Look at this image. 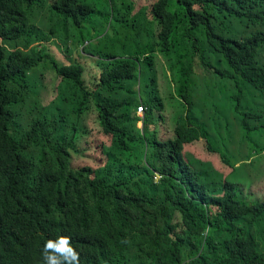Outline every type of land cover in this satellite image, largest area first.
<instances>
[{
	"label": "trees",
	"instance_id": "trees-1",
	"mask_svg": "<svg viewBox=\"0 0 264 264\" xmlns=\"http://www.w3.org/2000/svg\"><path fill=\"white\" fill-rule=\"evenodd\" d=\"M104 1L0 0V264L59 235L80 264H264V0H156L144 23ZM52 40L88 43L95 71L52 56L30 78ZM198 68L233 99L197 111Z\"/></svg>",
	"mask_w": 264,
	"mask_h": 264
},
{
	"label": "rangeland",
	"instance_id": "rangeland-1",
	"mask_svg": "<svg viewBox=\"0 0 264 264\" xmlns=\"http://www.w3.org/2000/svg\"><path fill=\"white\" fill-rule=\"evenodd\" d=\"M95 1L97 2L98 9L103 10V11L109 9V4H107V2H105L104 0H95ZM155 1L156 0H122L123 5L126 4L127 6H129L132 4L134 6V10H135L134 13L137 12L140 14L141 19L143 20L142 23L145 22L144 19L146 18L148 14L150 17V8H151V5ZM117 4L121 5L120 1H118ZM127 12H128V15L130 16L132 13V10H127ZM46 25L47 23L45 22L43 25L44 30H47ZM145 26L146 24L140 25L138 27L145 29ZM120 33H128V32L120 31ZM109 34L113 38H115L114 32L112 30H110ZM46 42H47L45 43L46 46L41 45L39 46V48H36L37 52H35L34 54H39L40 57L45 52L47 54L42 59L43 60L42 64L36 70L33 71L30 78L35 74V72L37 73L43 72L45 73V82H49L50 80H53L55 78V74L51 69V66H50L51 63L49 62L52 56H56L60 61L62 60L63 55L68 56V59H70L71 61H77L87 66L88 71L90 72H94L95 69L97 68L96 65L98 63V57H97L98 55L96 56V53H95L96 51L88 43H85L84 45L71 44L69 46L68 52H66L65 48L62 47V45L57 40L46 41ZM3 45L5 46L7 51H12L15 48H19L23 50L24 52L29 53L31 50L35 49V45H32L29 48H25L23 42H3ZM202 72L205 73L204 70L202 71L201 68H198L191 82L192 96H193L194 103H195L194 107L197 111L201 108L200 107L201 101L214 102L215 100L220 101L223 98L233 99L232 94H231V92L233 91V83L231 81L221 78L215 73L210 72V73L203 74ZM247 86L252 87L249 84H247ZM50 88L51 87L49 86V89ZM136 88L139 89L140 88L139 85H137ZM221 90L228 94L230 93V95L227 96V94L224 93L223 95L218 96L219 93L220 94L223 93V92H219ZM244 91H247V87L244 88ZM106 96L118 99L122 95L120 93H108L107 92ZM50 97L51 96L49 95V98ZM143 114L142 116L139 114V117H143ZM235 123H237V120L235 121ZM138 126L141 128L142 123H139ZM197 146L199 149V155L202 157L207 156V159L213 162L212 164L216 168L214 178L216 180L221 181L223 179L222 177L230 171L231 167H229L227 163L223 162L221 153H208L207 155H205V151L203 150V144L199 143ZM204 161L206 160L204 159ZM232 163H233V160L231 161V164ZM257 164L262 165L264 167V155H262V157L257 160ZM238 165L240 166L241 163H238Z\"/></svg>",
	"mask_w": 264,
	"mask_h": 264
},
{
	"label": "clouds",
	"instance_id": "clouds-1",
	"mask_svg": "<svg viewBox=\"0 0 264 264\" xmlns=\"http://www.w3.org/2000/svg\"><path fill=\"white\" fill-rule=\"evenodd\" d=\"M40 264H80V254L69 236L59 235L44 242Z\"/></svg>",
	"mask_w": 264,
	"mask_h": 264
},
{
	"label": "built area",
	"instance_id": "built-area-1",
	"mask_svg": "<svg viewBox=\"0 0 264 264\" xmlns=\"http://www.w3.org/2000/svg\"><path fill=\"white\" fill-rule=\"evenodd\" d=\"M145 111H144V107L143 106H140L139 108H138V113L142 116V114L144 113Z\"/></svg>",
	"mask_w": 264,
	"mask_h": 264
},
{
	"label": "bare ground",
	"instance_id": "bare-ground-1",
	"mask_svg": "<svg viewBox=\"0 0 264 264\" xmlns=\"http://www.w3.org/2000/svg\"><path fill=\"white\" fill-rule=\"evenodd\" d=\"M94 242V241H93Z\"/></svg>",
	"mask_w": 264,
	"mask_h": 264
}]
</instances>
